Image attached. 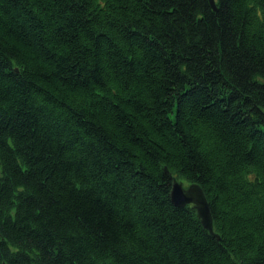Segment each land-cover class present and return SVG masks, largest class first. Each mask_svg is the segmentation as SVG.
Returning <instances> with one entry per match:
<instances>
[{
    "label": "trees",
    "instance_id": "16d2710c",
    "mask_svg": "<svg viewBox=\"0 0 264 264\" xmlns=\"http://www.w3.org/2000/svg\"><path fill=\"white\" fill-rule=\"evenodd\" d=\"M216 3L0 0V264H264V0Z\"/></svg>",
    "mask_w": 264,
    "mask_h": 264
},
{
    "label": "water",
    "instance_id": "95a60500",
    "mask_svg": "<svg viewBox=\"0 0 264 264\" xmlns=\"http://www.w3.org/2000/svg\"><path fill=\"white\" fill-rule=\"evenodd\" d=\"M210 3L213 9H218L216 0H210ZM171 198L177 206L185 207L192 205L201 218L204 227L212 235L220 238L219 234L214 231L213 214L208 197L199 183L192 182L186 185L183 181L178 180L177 177L172 175Z\"/></svg>",
    "mask_w": 264,
    "mask_h": 264
},
{
    "label": "rangeland",
    "instance_id": "374dc122",
    "mask_svg": "<svg viewBox=\"0 0 264 264\" xmlns=\"http://www.w3.org/2000/svg\"><path fill=\"white\" fill-rule=\"evenodd\" d=\"M187 185V184H186Z\"/></svg>",
    "mask_w": 264,
    "mask_h": 264
}]
</instances>
